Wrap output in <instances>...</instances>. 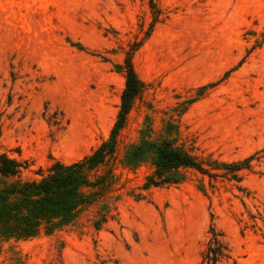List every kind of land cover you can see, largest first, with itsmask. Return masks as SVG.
I'll return each mask as SVG.
<instances>
[{"label": "rangeland", "instance_id": "1", "mask_svg": "<svg viewBox=\"0 0 264 264\" xmlns=\"http://www.w3.org/2000/svg\"><path fill=\"white\" fill-rule=\"evenodd\" d=\"M130 53L144 91L108 164L113 191L52 234L0 238V264H206L211 224L230 251L217 264H264V0H0V152L28 179L90 154L117 120ZM147 121L250 168L147 190L149 162H122Z\"/></svg>", "mask_w": 264, "mask_h": 264}, {"label": "trees", "instance_id": "2", "mask_svg": "<svg viewBox=\"0 0 264 264\" xmlns=\"http://www.w3.org/2000/svg\"><path fill=\"white\" fill-rule=\"evenodd\" d=\"M132 50H136L135 47ZM126 75L117 120L110 137L90 154L70 164L55 161L40 178L22 176L27 163L0 152V238L31 239L42 232L52 234L59 228L71 225L86 208L103 201L113 191L117 177L108 167L117 156L119 135L125 126L135 100L141 97L144 83L132 64L131 53L124 64L118 65ZM205 87L201 89V92ZM150 121V118L147 117ZM149 121L140 130V139L126 150L122 162L128 167L148 161L153 167L147 175L144 188L171 186L184 181L186 170L193 169L210 178L232 176L241 181L240 172L249 169L253 157L228 162L197 156L177 143L179 126L166 121L162 134L154 137ZM1 135V126H0ZM108 219L106 203L100 209L94 226L100 229ZM202 253L206 264H217L230 258L226 241L214 225Z\"/></svg>", "mask_w": 264, "mask_h": 264}]
</instances>
